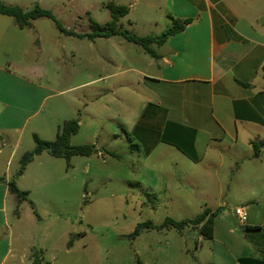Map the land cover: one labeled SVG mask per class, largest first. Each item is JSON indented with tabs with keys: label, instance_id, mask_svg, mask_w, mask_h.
I'll use <instances>...</instances> for the list:
<instances>
[{
	"label": "rangeland",
	"instance_id": "rangeland-1",
	"mask_svg": "<svg viewBox=\"0 0 264 264\" xmlns=\"http://www.w3.org/2000/svg\"><path fill=\"white\" fill-rule=\"evenodd\" d=\"M0 1L26 11L38 6L54 16L41 17L31 28L21 29L13 17L0 14V63L31 67L53 91L42 108V116H46L40 117L42 128L34 135H29L28 129L27 144L36 146L35 135L53 141L65 120H75L83 124L70 145L96 146L95 128L103 122L98 127L99 146L109 158L103 163L97 155L74 156L68 162L44 152L19 177L24 154L15 155L9 166L14 174L11 180L30 194L17 204L10 201L6 231H12L17 259L6 264H238L242 254L256 255L233 210L247 206L248 218L256 221V211L264 207V182L234 179L224 198L210 197L217 191L210 190L206 182H170L166 176L155 175L159 169L155 162L150 168L141 166L144 157L138 159V146L131 143L135 137L121 135L120 124L115 122L134 123L143 112L136 91L127 90L124 95L125 90L119 91L127 80L138 84L136 70L143 66L145 56L144 48L127 37L160 35L171 25L165 9L154 12L149 25L143 20V0ZM130 4L134 24L126 19L118 22V35H97L95 24L106 26L114 18L111 6ZM57 23L72 34L61 31ZM17 66L18 70L15 66L11 69L27 73ZM99 91L102 94L96 97ZM56 124L59 127L54 129ZM112 130L119 131L118 140L110 138ZM114 155L126 160H113L110 156ZM211 200L224 203L215 240L200 239V232L193 227L182 234L170 227L143 228L135 234L139 224L160 226L167 218L193 219Z\"/></svg>",
	"mask_w": 264,
	"mask_h": 264
},
{
	"label": "crops",
	"instance_id": "crops-1",
	"mask_svg": "<svg viewBox=\"0 0 264 264\" xmlns=\"http://www.w3.org/2000/svg\"><path fill=\"white\" fill-rule=\"evenodd\" d=\"M143 1V20L149 25L154 12L163 13L164 9L169 27L172 18L192 22L163 45L153 44L155 55L145 51L143 66L136 70L140 75L138 84L127 80L119 90H125L123 95L127 90L136 91L143 101V112L135 125L115 120L122 129L121 135L135 137L131 143L138 146L136 156L139 160L144 157L140 165L150 168L155 162L159 168L155 175L166 176L170 182H206L210 190L217 191L210 196L216 198L228 196L234 179L264 182V147L258 156L252 147V143L264 140V0ZM126 8L127 13L119 22L128 19L134 24L133 5ZM147 36L156 34L144 37ZM13 66L18 70L12 62L0 63V175L6 181L14 178L9 166L15 155L34 149L27 144L26 132L30 129L29 135L38 134L41 118L46 117L42 116V108L53 94L34 69L17 66L27 72L22 74L11 69ZM101 94L99 91L96 97ZM120 99L127 102L122 96ZM102 125L103 122L97 123L95 128L97 141L101 138L98 127ZM58 127L56 124L54 129ZM108 134L116 140L121 136L117 130ZM99 141L95 155L107 163L109 158ZM110 157L126 160L120 155ZM179 167L187 169L174 170ZM10 201L19 203L8 185L1 183L0 264L17 259L12 231H6ZM211 202L201 212L204 208L218 212L214 236L208 239L215 240L224 203ZM233 213L237 217L235 210ZM256 213L257 220L248 218L245 224L237 217L256 251V255L242 254L237 258L238 264H264V207ZM229 233L233 230L229 229ZM199 237L205 239L201 233Z\"/></svg>",
	"mask_w": 264,
	"mask_h": 264
},
{
	"label": "trees",
	"instance_id": "trees-1",
	"mask_svg": "<svg viewBox=\"0 0 264 264\" xmlns=\"http://www.w3.org/2000/svg\"><path fill=\"white\" fill-rule=\"evenodd\" d=\"M111 11L114 14L113 20L108 23L106 26H100L95 24V29L98 32L100 37H111L119 34L117 29L118 22L121 17L126 15L127 8L123 6H111ZM0 14L13 17L17 25L21 29L31 28L33 22L41 17H50L54 18L51 12L36 7L32 11H26L23 7L19 5H9L0 1ZM173 24L171 27L166 29L162 34L156 36H147V37H138V36H128L127 38L139 44L144 48V50L151 55H155V52L151 48L153 44L163 45L170 37L175 35L178 32H181L185 29L186 25L190 24L192 20L186 19H174L172 18ZM60 30L71 35L72 33L68 30H65L59 23H57ZM264 73V66L262 68ZM247 86V85H246ZM79 123L75 120H66L58 133L57 137L53 141H45L40 139L35 135L36 146L34 149L27 151L22 156V165L19 171V175H22L25 167L31 163L36 156L41 155L44 152L49 153L55 158H64L68 162L74 156L81 157H90L97 154L98 150L94 144H87L81 146H71L70 140L72 136L76 135L79 131ZM254 150V155L258 156L264 147V140L259 142L252 143ZM6 183L9 187V190L12 194L16 195L19 202L24 201L28 198L30 192L21 190L14 181H6L5 177L0 175V184ZM218 216V212H212L208 208H204L203 211L193 219H184L176 221L172 218H167L165 223L160 226H154L150 223L139 224L135 230V234L138 235L143 228H174L178 232H183L187 228H198L200 233L205 239H212L215 231V219Z\"/></svg>",
	"mask_w": 264,
	"mask_h": 264
},
{
	"label": "built area",
	"instance_id": "built-area-1",
	"mask_svg": "<svg viewBox=\"0 0 264 264\" xmlns=\"http://www.w3.org/2000/svg\"><path fill=\"white\" fill-rule=\"evenodd\" d=\"M235 213L239 219V222L241 224H245L247 219H248V214H247V208L243 206H239L235 209ZM199 246V244H198Z\"/></svg>",
	"mask_w": 264,
	"mask_h": 264
}]
</instances>
